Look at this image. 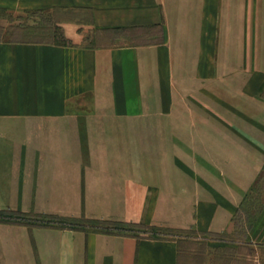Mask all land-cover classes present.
Returning a JSON list of instances; mask_svg holds the SVG:
<instances>
[{"label":"crops","instance_id":"obj_1","mask_svg":"<svg viewBox=\"0 0 264 264\" xmlns=\"http://www.w3.org/2000/svg\"><path fill=\"white\" fill-rule=\"evenodd\" d=\"M0 11L45 13L65 40L0 39V211L36 218L0 217V264H180L185 241L236 233L264 165L247 154L264 149L205 128L228 122L211 108L242 103L208 95L224 79L220 44H243L234 72L248 95L260 88L264 0H0ZM246 241L264 245V206Z\"/></svg>","mask_w":264,"mask_h":264},{"label":"rangeland","instance_id":"obj_2","mask_svg":"<svg viewBox=\"0 0 264 264\" xmlns=\"http://www.w3.org/2000/svg\"><path fill=\"white\" fill-rule=\"evenodd\" d=\"M50 18L45 13L29 12L21 15H10L0 11V39H28V40H55L61 39L59 29L49 23ZM263 44H258L256 52L257 62L262 63ZM221 58L225 67L224 79L217 81L215 88L209 89V102H242L234 110L225 107L211 108L219 111L220 116L227 119V123L210 122L205 128L209 131L226 129L240 133L241 146L247 148L264 149V80L255 95H248L244 87L248 81L246 73L238 74V67L243 68L244 59L241 58L243 44H220ZM237 56H240L237 57ZM223 66V65H222ZM231 69V70H230ZM234 72V73H233ZM260 81L258 76L257 83ZM183 99L179 102L181 115L185 114ZM244 102H249V105ZM256 102V103H253ZM220 107V106H219ZM213 116V115H212ZM215 118V117H214ZM256 120V121H255ZM164 125V124H162ZM181 129L182 123L172 124ZM197 130L201 124L195 125ZM263 155L247 154L248 159H261ZM264 206V165L256 184L238 209L235 221L238 225L234 235L203 236L184 242L180 248V264H264V245H251L246 241V231L258 212ZM0 217L32 220L23 214H16L13 210L0 211ZM142 230L157 234L162 232L158 227L139 226Z\"/></svg>","mask_w":264,"mask_h":264},{"label":"trees","instance_id":"obj_3","mask_svg":"<svg viewBox=\"0 0 264 264\" xmlns=\"http://www.w3.org/2000/svg\"><path fill=\"white\" fill-rule=\"evenodd\" d=\"M58 28V27H57ZM59 29V28H58ZM59 33H60V36H61V39L59 40L60 42H64V38L62 36V32L61 30L59 29ZM16 214H21L20 212H17L15 211ZM1 218H4V219H7V220H22V221H27V219H17V218H11V217H1Z\"/></svg>","mask_w":264,"mask_h":264}]
</instances>
